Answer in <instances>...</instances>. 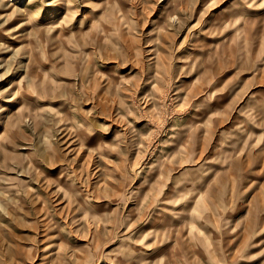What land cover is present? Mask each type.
Wrapping results in <instances>:
<instances>
[{"label": "rangeland", "instance_id": "1", "mask_svg": "<svg viewBox=\"0 0 264 264\" xmlns=\"http://www.w3.org/2000/svg\"><path fill=\"white\" fill-rule=\"evenodd\" d=\"M65 1L0 0V264H264V0Z\"/></svg>", "mask_w": 264, "mask_h": 264}, {"label": "bare ground", "instance_id": "2", "mask_svg": "<svg viewBox=\"0 0 264 264\" xmlns=\"http://www.w3.org/2000/svg\"><path fill=\"white\" fill-rule=\"evenodd\" d=\"M31 1L32 0H29V2ZM41 1L42 3L40 4V7L38 8V10L32 11L29 14L28 21L30 23L32 22L34 24L53 23L56 16H58V14H62V17L66 18L68 8H70L68 1H65V0H55L52 2L49 0H41ZM42 8H44L46 11L45 15H42L41 13Z\"/></svg>", "mask_w": 264, "mask_h": 264}]
</instances>
